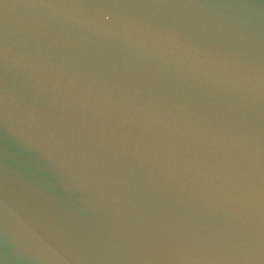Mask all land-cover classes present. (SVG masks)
<instances>
[{"label": "water", "instance_id": "95a60500", "mask_svg": "<svg viewBox=\"0 0 264 264\" xmlns=\"http://www.w3.org/2000/svg\"><path fill=\"white\" fill-rule=\"evenodd\" d=\"M0 29L9 37L0 56V264H50L40 243L54 242L50 224L97 237L139 221L218 233L243 226L223 198L135 140L93 150L72 122L93 95L199 120L220 138L258 122L247 76L264 46V0H0Z\"/></svg>", "mask_w": 264, "mask_h": 264}, {"label": "snow or ice", "instance_id": "6c2138e0", "mask_svg": "<svg viewBox=\"0 0 264 264\" xmlns=\"http://www.w3.org/2000/svg\"><path fill=\"white\" fill-rule=\"evenodd\" d=\"M8 49L7 31L0 29V56ZM247 79L254 89L248 97L253 111L258 91V122L245 119L225 138L206 131L199 120L170 118L135 102L117 105L99 95L87 97L72 122L80 133L76 139L93 150L98 142L135 140L140 151L171 167L178 178L223 198L243 226L218 233L139 221L97 237L50 224L54 242L40 241L43 259L50 264H264V46Z\"/></svg>", "mask_w": 264, "mask_h": 264}]
</instances>
